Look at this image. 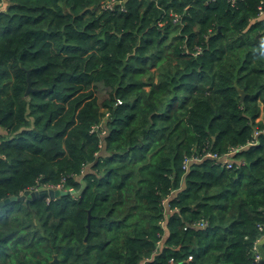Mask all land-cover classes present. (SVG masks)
Masks as SVG:
<instances>
[{
    "label": "trees",
    "instance_id": "trees-1",
    "mask_svg": "<svg viewBox=\"0 0 264 264\" xmlns=\"http://www.w3.org/2000/svg\"><path fill=\"white\" fill-rule=\"evenodd\" d=\"M104 1L0 11V201L74 191L2 205L0 264H251L264 225V0ZM251 142L231 168H183Z\"/></svg>",
    "mask_w": 264,
    "mask_h": 264
},
{
    "label": "built area",
    "instance_id": "built-area-1",
    "mask_svg": "<svg viewBox=\"0 0 264 264\" xmlns=\"http://www.w3.org/2000/svg\"><path fill=\"white\" fill-rule=\"evenodd\" d=\"M116 3L120 4V1L106 0V1L102 2L101 8L106 9V10H114ZM7 5H8V0H7V3L4 2L3 0H0V11L6 10ZM117 10L118 11H124V8L121 5L117 8ZM258 15L264 16V8L262 6H259V14ZM173 17H174V21H177L179 19V15L176 13L173 14ZM121 102H122L121 100H118V103H121ZM100 126H102V124ZM102 133H105V131L103 130ZM254 143L255 142H251V143H248L246 145L232 147L228 152L223 153V154H218L212 150H207V151H204L202 154H199V155L188 156L184 159L183 168L185 170H188L189 166L192 162H194V161L200 162L205 158L213 159L215 162L222 163L225 167L231 168L234 165L233 155L237 151H240V150H242V149H244V148H246L249 145L254 144ZM38 188H36V189H38ZM47 188L60 189V190H72V188L67 187L64 183L58 184L56 186L47 187ZM165 201H167V199L166 200L164 199L163 202L165 203ZM205 224H206L205 221H199V222H197L196 225L203 227V226H205ZM259 230H260V235H259V237L256 238V240L254 241L253 246H252V254L253 255H252L251 264H264L263 263L264 255H263V252L261 249V244L263 243L262 237L264 236V225H259ZM188 259L189 260L192 259V256H189Z\"/></svg>",
    "mask_w": 264,
    "mask_h": 264
},
{
    "label": "water",
    "instance_id": "water-1",
    "mask_svg": "<svg viewBox=\"0 0 264 264\" xmlns=\"http://www.w3.org/2000/svg\"><path fill=\"white\" fill-rule=\"evenodd\" d=\"M34 90V88L31 86V80L29 77V72H28V84H27V88L25 91V95L27 96L30 91ZM245 96V92L241 89V100H243ZM73 193L72 190H60V189H53V188H46V187H42L40 186L38 189L36 190H26L21 196H11L9 198H6L5 200L0 201V207L2 205H4L5 203L9 202L10 200H14V199H24L26 196L28 197H41V196H45L48 195L50 198H55L61 195H66V194H71ZM90 220V217H89ZM89 223H88V227H89ZM55 261L58 262L57 256H55Z\"/></svg>",
    "mask_w": 264,
    "mask_h": 264
},
{
    "label": "crops",
    "instance_id": "crops-1",
    "mask_svg": "<svg viewBox=\"0 0 264 264\" xmlns=\"http://www.w3.org/2000/svg\"><path fill=\"white\" fill-rule=\"evenodd\" d=\"M3 1L7 3V0H3ZM3 132H4V130L0 128V134ZM262 242H264V236L262 237ZM263 263H264V261H263Z\"/></svg>",
    "mask_w": 264,
    "mask_h": 264
},
{
    "label": "rangeland",
    "instance_id": "rangeland-1",
    "mask_svg": "<svg viewBox=\"0 0 264 264\" xmlns=\"http://www.w3.org/2000/svg\"><path fill=\"white\" fill-rule=\"evenodd\" d=\"M122 103V102H121ZM262 119L264 120V115L262 116ZM104 125V123H102Z\"/></svg>",
    "mask_w": 264,
    "mask_h": 264
}]
</instances>
